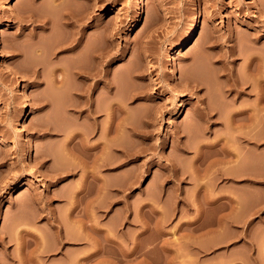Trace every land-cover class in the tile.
I'll list each match as a JSON object with an SVG mask.
<instances>
[{
  "label": "rangeland",
  "instance_id": "1",
  "mask_svg": "<svg viewBox=\"0 0 264 264\" xmlns=\"http://www.w3.org/2000/svg\"><path fill=\"white\" fill-rule=\"evenodd\" d=\"M250 1L0 0V264H264V0ZM63 2L90 19L76 52Z\"/></svg>",
  "mask_w": 264,
  "mask_h": 264
},
{
  "label": "bare ground",
  "instance_id": "2",
  "mask_svg": "<svg viewBox=\"0 0 264 264\" xmlns=\"http://www.w3.org/2000/svg\"><path fill=\"white\" fill-rule=\"evenodd\" d=\"M52 1H54L53 3H55V2L57 3V2H58V0H52ZM59 1L62 2V0H59ZM65 1H66V0H65ZM250 2H251V4H256L255 0H252V1H250ZM69 3H70V1H69ZM69 3H68V4H69ZM59 4H60V3H59ZM59 4H56V5H59ZM61 4H62V5H61ZM61 4H60V8H61L63 5L65 6L66 2H65V3L63 2V3H61ZM56 5H55V6H56ZM72 5H73V4H71V6H72ZM64 6H63V7H64ZM67 6H70V5H67ZM56 7H57V6H56ZM56 7H55V8H56ZM63 7H62L61 9H59V10L61 11V10L63 9ZM75 7H76V6H75ZM66 8L69 9L68 7H66ZM70 9H71V8H70ZM75 9H76V8H75ZM77 9H78V8H77ZM84 9H85V7H84ZM86 9H88V8H86ZM138 10H139L140 12H142V7H139ZM63 11H65V10H63ZM75 11H76V10H75ZM75 11H74V12L71 11V10H70V11L66 10L65 12H62V11H61L62 14L65 13V14H63V15H64V19H65V21H66V24H65V25H67V28H68V27H71L72 29L74 28L75 30H74V29H73V30L75 31V33H76V35H77L76 37H74V36H75V33H74V36H72V37H74V38H72L71 41H68V43L63 44V46H62L61 49H62L63 51H65V52H72V51H75L77 48H79V47H77V46L80 45V41L82 40L83 36L85 35V32L87 31V30H86V29H87V28H86V23L90 20V19H89V20H87V22H85V19L87 18V16H86V18L84 19L85 16L82 18V15H83V14H82L81 16L78 14L80 11H79V12H77V11L75 12ZM23 12H24V11H23ZM89 12H90V11H89ZM25 13H27V12H25ZM28 13L30 14V12H28ZM81 13H82V12H80V14H81ZM85 13H86V15H87L88 11L85 12ZM88 14H90V13H88ZM21 15H22V14H21ZM26 15H27V14H26ZM26 15H25V16H26ZM60 15H61V14H60ZM63 15H62V16H63ZM22 16H23V15H22ZM27 16H28V15H27ZM32 16H33V14H32ZM28 17H29V16H28ZM44 17H45V16H44ZM23 18L25 19V17H23ZM26 18H27V17H26ZM31 18H32V17H31ZM46 18H47V17H46ZM62 18H63V17H62ZM90 18H91V17H90ZM47 19H49V18H47ZM64 19H62V20H64ZM26 20H28V19H26ZM36 20H37V19H36ZM36 20H34V21H36ZM45 20H46V19H45ZM201 20H202V16H201L200 14H197V15L194 17V19H193V21H192V23H191V25H190V29L188 30V33H187V35H186V37H185V40H184V42H183L181 45L178 46V49H180V50H184V49L186 48V47H185L186 44H188V43H190V42H193V41L196 39V37L198 36V33H199V27H200ZM24 21H25V20H24ZM24 21H23V22H24ZM41 21H42V20H41ZM21 22H22V20H21ZM21 22H20V23H21ZM27 22H28V21H27ZM30 22H31V21H30ZM38 22H39V21H38ZM38 22H36V23H38ZM43 22H44V20H43ZM46 22H47V21H46ZM89 22H90V21H89ZM41 23H42V22H41ZM62 23H63V21H62ZM21 24H22V23H21ZM41 25H42V24H41ZM43 25H44V24H43ZM63 25H64V23H63ZM65 25H64V26H65ZM64 26H63V27H64ZM44 27H45V25H44ZM88 27H90V26H88ZM40 28H41V27H40ZM71 28H70V29H71ZM98 28H99V27H98ZM72 29H71V30H72ZM96 29H97V28H96ZM99 29H100V28H99ZM99 29H98V30H99ZM67 30H68V29H67ZM105 31H106V30H105ZM103 32H104V31H102V33H103ZM70 33L73 35L72 32H70ZM97 33H98V32H97ZM99 33H100V32H99ZM71 34H70V35H71ZM97 36H98V35H97ZM97 36H95V37L97 38ZM68 37H69V36H68ZM85 37H86V36H85ZM18 38H19V36H18ZM255 38H256V37H255ZM257 38H258V37H257ZM85 39H86V38H85ZM94 40H95V39H94ZM256 40H257V39H256ZM86 41H87V40H86ZM86 41H85V42H86ZM95 41H96V40H95ZM98 41H99V38H98ZM60 42H61V41H60ZM63 42H65V41H63ZM81 42H82V41H81ZM96 42H97V41H96ZM88 43H89V42H88ZM97 44H100V42H97ZM57 45H58V43H57ZM83 45H84V44H83ZM94 45H95V44H94ZM59 46H60V45H59ZM80 46H81V45H80ZM84 46H86V45H84ZM90 46H91V44H90ZM90 46H89V47H90ZM93 47H94V46H93ZM80 48H81V47H80ZM83 48H84V47H82V49H83ZM98 48H99V47L97 46V49H96V48H95V49L93 48V50H91V51H95L96 54H98V57H99V55H100V57H101L102 54H99V51H98V50H99L100 48H99V49H98ZM233 48H234V47H233ZM254 48H255V47H254ZM56 49H58V48H56ZM59 49H60V48H59ZM82 49H81V50H82ZM85 49H86V48H85ZM90 49H91V48H90ZM234 49H235V48H234ZM13 50L15 51V48H14ZM13 50L11 51V53H12V52L15 53ZM88 50H89V49H88ZM88 50H87V51H88ZM100 50H101V49H100ZM232 50H233V49H232ZM254 50H255V49H254ZM59 51H61V50H59ZM82 51H83V50H82ZM89 51H90V50H89ZM234 51H235V50H234ZM252 51H253V49H252ZM56 52H57V51H56ZM75 52H76V51H75ZM95 52H93V53H95ZM102 52H103V50L101 51V53H102ZM13 53H12V54H13ZM61 53H62V52H61ZM90 53H91V52H90ZM253 53H254V52H252V55L255 54V53H254V54H253ZM96 54H95V55H96ZM93 55H94V54H93ZM103 55H104V54H103ZM103 55H102V57H103ZM12 56H13V55H12ZM78 57H79V56H78ZM98 57H97V58H98ZM102 57H101V58H102ZM251 57H252V56H251ZM258 57H260V56H258ZM258 57H256V58H258ZM11 58H12V57H11ZM13 58H14V57H13ZM248 58H249V57H248ZM72 59H73V58H72ZM94 59H95V58H94ZM249 59H250V58H249ZM249 59L247 60L248 63H249ZM263 59H264V58H263ZM75 60H76V58H75ZM78 60H79V59H78ZM78 60H77V61H78ZM253 60H254V59H253ZM256 60H257V59H256ZM82 61H83V59H82ZM97 61H98V60H97ZM97 61H96V62H97ZM250 61H251V60H250ZM80 62H81V61H80ZM80 62H79V63H80ZM98 62H99V61H98ZM77 63H78V62H77ZM250 63H252V62H250ZM255 63H256V62H255ZM263 63H264V62L258 64V65L260 66V68H263V67H264V64H263ZM75 64H76V63H75ZM84 64H85V62H84ZM94 64H95V61H94ZM253 64H254V63H253ZM81 65H82V64H80V65L78 64L79 68H78V66H76V69L78 68L79 70H81V71H78V73H79V74H82L83 76H82V75H81V76L84 77L83 79H86V80H87V78L89 77V75H87L88 77H85V75H84L85 71H82V69L85 70L86 68L84 69V67H81ZM53 66H54V65H53ZM60 66H61V64H60ZM82 66H84V65H82ZM85 66H86V65H85ZM87 66H88V65H87ZM94 66H95V65H94ZM97 66H98V65H97ZM97 66H96V67H97ZM246 66H247V64H246ZM248 66H249V64H248ZM259 66H257V67H259ZM96 67H95V69H96ZM54 68H55V66H54ZM57 68H58V67H57ZM72 68H74V67H72ZM97 68H98V67H97ZM34 69H35V68H34ZM74 69H75V68H74ZM92 69H93V68H92ZM52 70H54V69L52 68ZM56 70H57V69H56ZM75 71H76V70H75ZM86 71H87V70H86ZM90 71H91V70H89V72H90ZM35 72H36V71H35ZM54 72H55V71H54ZM63 72H64V71H63ZM65 72H66V71H65ZM91 72H92V71H91ZM93 72H94V71H93ZM37 73H38V72H37ZM70 73H71V72H70ZM172 73L175 74L176 71L173 69V70H172ZM55 74H56V73H55ZM64 74L67 76V75H68V72H67V73H64ZM64 74L62 75V73H61V75H62L63 77H64ZM86 74H88V73H86ZM90 74H91V73H90ZM96 74H97V73H96ZM58 75H59V74H58ZM61 75H59V76H60L59 79L62 78ZM75 75H76V74H75ZM37 76L39 77V75H37ZM37 76H36V77H37ZM55 76H56V75H55ZM59 76H57V78H58ZM72 76L74 77V74H70V75L68 76V79H69V77L71 78ZM76 76H77V75H76ZM78 76H79V75H78ZM52 77H53V76H52ZM82 77H81V78H82ZM90 77H93V74H92V76H90ZM95 77H97V76H95ZM55 78H56V77H55ZM77 78H78V77H76L75 79L78 80ZM53 79H54V78H53ZM53 79H51V81H52ZM62 79H63V78H62ZM64 79H65V78H64ZM91 79H92V78H91ZM95 79H96V78H95ZM95 79H94V80H95ZM36 80H37V79H36ZM69 80H70V79H69ZM73 80H74V78H73L72 80H70V81H73ZM88 80H89V79H88ZM55 81H56V79L54 80V82H55ZM59 81H61V80H59ZM64 81H65V80H63L62 82L64 83ZM66 81H68V80H67V77H66ZM66 81H65V82H66ZM84 81H85V80H84ZM92 81H93V79H92ZM74 82H75V81H74ZM74 82H71V84L73 85ZM78 82H79V81H78ZM56 83H57V82H56ZM63 83H62V84H63ZM66 83H68V82H66ZM66 83H64V84H66ZM69 83H70V82H69ZM82 83H84V82L82 81ZM51 84H52V83H51ZM57 84H58V83H57ZM62 84H61V86H65L64 84H63V85H62ZM74 85H75V84H74ZM74 85H73V86H74ZM78 85H79V84H78ZM78 85H77V86H78ZM91 85H92V84H91ZM91 85H90V86H91ZM53 86H54V89L57 90V87L55 88V84H53ZM61 86H60V88H61ZM84 86H85V85H84ZM84 86L81 85V87H84ZM87 86H88V85H87ZM90 86H89V87H90ZM67 87H68V89L70 90V88H69V87H70V84H68ZM62 88H63V87H62ZM65 88H66V86H65ZM76 88L78 89L79 86H78V87L75 86V89H76ZM84 88H85V87H84ZM91 88H92V87H91ZM66 89H67V88H66ZM72 89H73V88H72ZM72 89H71V90H72ZM75 89H74V90H75ZM81 89H82V88H81ZM86 89H87L89 92H90V90H91L90 88H86ZM89 89H90V90H89ZM92 89H93V88H92ZM64 90H65V89H61V91H64ZM71 90H70V92H71ZM93 90H94V89H93ZM57 91H58V90H57ZM59 91H60V89H59ZM66 92H67V90H66ZM72 92H73V91H72ZM76 92H77V90H76ZM82 92H84V91H81V93H82ZM67 93L70 95L69 92H67ZM78 93H79V92H78ZM85 93H87V92H85ZM72 95H73V94H72ZM76 95H77V94H76ZM81 95H82V94H81ZM81 95H80V96H81ZM83 95H84V94H83ZM85 95H87V94H85ZM85 95H84V97L86 98L88 95H87V96H85ZM70 96H71V95H70ZM72 97H73V96H72ZM70 98H71V97H70ZM73 98H74V97H73ZM75 98H77V97H75ZM75 98H74V100H75ZM80 98H81V97H80ZM88 98H90V95L88 96ZM259 98H261V95H260ZM78 99H79V97L77 98V100H78ZM71 100H72V99H71ZM71 100H70V101H71ZM74 100H73V101H74ZM79 100H80V99H79ZM86 100H87V99H86ZM89 100H91V99H89ZM87 101H88V100H87ZM258 101H260V99H259ZM74 102H76V101H74ZM74 102H72V103H74ZM90 102H91V101H90ZM70 103H71V102H70ZM70 103H69V104H70ZM78 104H79V103H78ZM81 104H82V103H81ZM89 104H90V103H89ZM89 104H87V105H89ZM87 105H86V102H84V104L79 105V106H77V104H73V105H72L71 108H72V110L74 109L73 113H74V112L76 113L75 115L79 117V120H80V117H81V118L83 117V114H84V113H85V114L88 113V112L86 113V110H87L88 108L90 109V106H87ZM92 105H93V104H92ZM68 106H69V105H68ZM70 106H71V105H70ZM85 107H86V108L88 107V108L86 109ZM67 108L70 110L69 107H67ZM69 110H68V111H69ZM96 110H97V109H96ZM68 111H67V112H68ZM87 111H88V110H87ZM112 111H113V110H112ZM208 111H209V110H208ZM90 112H91V111H90ZM90 112H89V113H90ZM209 112H211V111H209ZM70 113H71V112H70ZM73 113H72V114H73ZM89 113H88V115H84V116H85L86 118H88V119H91L90 117H93V113H95V111H93V113H92V112H91L90 114H89ZM96 113H98V112H96ZM202 113H204V112L202 111ZM202 113H201V114H202ZM211 113H212V112H211ZM25 115H26V114H25ZM27 115H28V114H27ZM70 115H71V114H70ZM95 115H96V114H95ZM96 116H97V115H96ZM209 116H210V114H209ZM74 117H75V116H74ZM78 117H77V119H78ZM85 117H84V118H85ZM205 117H206V116H205ZM205 117H203V118H205ZM72 118H73V117H72ZM84 118H83V119H84ZM94 118H95V117H94ZM83 119H82V120H83ZM201 119H202V118H201ZM258 119H259V118H258ZM74 120H75V119H74ZM79 120H78V121H79ZM96 120L98 121V119H96ZM203 120H204V119H202V121H203ZM207 120H208V119H207ZM76 121H77V120H76ZM83 121H85V120H83ZM87 121H89V120H87ZM208 121H209V120H208ZM208 121H207V123L210 122V121H209V122H208ZM205 122H206V121H205ZM256 122H257V121H256ZM259 123H260V122H259ZM95 124H96V123H95ZM97 124H98V123H97ZM255 124H256V123H255ZM257 124H258V123H257ZM257 124H256V125H257ZM41 125H42V123H41ZM41 125H40V126H41ZM93 125H94V124H93ZM259 125H260V124H259ZM40 126H39V128H40ZM253 126H255L254 123H253ZM257 126H258V125H257ZM257 126H256V128H257ZM41 127H42V126H41ZM46 127H47V126H46ZM48 127L50 128V126H48ZM48 127H47V129H48ZM258 127H259V126H258ZM42 128H44V127H42ZM82 128H84V127H82ZM207 128H208V127H207ZM50 129H51V128H50ZM52 129H53V128H52ZM75 129H77V128H75ZM78 129H79V128H78ZM80 129H81V128H80ZM80 129L78 130V132H80ZM43 130H44V129H43ZM43 130H40V131H42V133H44ZM82 130H83V129H82ZM82 130H81V133H82V138H83V137L85 136L86 133L83 134ZM37 131L40 132L38 129H37ZM45 131H47V130H45ZM53 131H55V130H53ZM74 131H75V130H74ZM47 132H49V131H47ZM70 132H71V131H70ZM84 132H85V130H84ZM40 133H41V132H40ZM72 133H73V131H72ZM75 133H76V132H75ZM75 133L71 134L70 136L73 137V135H74ZM81 133H79L78 137L80 136ZM44 134H45V133H44ZM47 134H48V133H47ZM77 134H78V133H77ZM77 134L74 135V136L76 137ZM87 134H89V133H87ZM50 135H51V133H50ZM50 135H49V136H50ZM67 135H68V134H67ZM89 135H90V134H89ZM42 137H44V136H42ZM68 137H69V136H67V138H68ZM71 137H69L68 140H69ZM86 137H87V135H86ZM86 137H85V138H86ZM45 138H46V137H45ZM73 138H74V137H73ZM73 138H72V139H73ZM80 138H81V136H80ZM85 138H83V139H81V140H83V142H85V141H86V140L84 141ZM88 138H89V137H88ZM88 138H87V140H89ZM65 139H66V138H65ZM78 139H79V138H78ZM74 141H75V140H74ZM79 141H80V139H79ZM114 141H116V140H112L111 142H114ZM64 142H65V140H64ZM83 142H81V145H82ZM86 142H88V141H86ZM68 143H69V142H68ZM78 143H80V142H78ZM89 143H90V142H89ZM114 143H115V142H114ZM65 144H66V143H65ZM65 144H63V145H65ZM83 144H85V143H83ZM87 144H88V143H87ZM115 144H116V143H115ZM115 144H113V143L111 144V143H110V145H112V146L115 145ZM67 145H68V144H67ZM88 145H89V144H88ZM88 145H87V146H88ZM68 146H69V145H68ZM84 146H86V145H84ZM89 146H90V145H89ZM112 146H110V147H112ZM62 147H63V146H62ZM81 147L84 148L83 146H81ZM97 147H98V146H97ZM65 148H66V149H64L63 151H65V150H66V151L69 150V149H67V147H65ZM86 148H87V147H86ZM89 148H90V147H89ZM114 148H115V147H114ZM114 148H113V150H114ZM90 149H92V148H90ZM90 149H89V150H90ZM97 149H98V148H97ZM111 149H112V148H110V150H111ZM84 150H85V149H84ZM87 150H88V148H87ZM85 152H87V151H85ZM42 154H43V153H42ZM46 154L48 155V153H46ZM44 155H45V152H44ZM44 155H43V156H44ZM66 155H67V154H66ZM82 156H83V155H82ZM46 157H47V156L45 155L44 158L46 159ZM98 157H99V156H98ZM102 157H103V156H102ZM80 158H83V157L80 156ZM78 159H79V158H78ZM83 159H84V158H83ZM40 160H41V159H40ZM79 160H80V159H79ZM81 160H82V159H81ZM100 160H103V161H104V159H100ZM43 161H44V160H42V162H43ZM85 161H86V160H85ZM85 161H83V162H85ZM103 161H101V163H102ZM81 162H82V161H81ZM105 162H106V161H105ZM97 163H98V162H97ZM97 163H96V165H99V167H100L101 163H98V164H97ZM106 163H107V162H106ZM106 163H105V165H106ZM111 163H112V162H109V164H111ZM198 163H199V162H198ZM83 164H84V163H83ZM93 164H94V163H93ZM112 164H115V162H113ZM80 165H81V164H80ZM103 165H104V164H102L101 166H103ZM105 165H104V168L108 165V163H107L106 166H105ZM83 166H84V165H83ZM83 166H82V167H83ZM87 166H88V165H87ZM94 166H95V165H94ZM94 166H93V167H94ZM85 167H86V166H85ZM108 167H109V166H108ZM49 169H50V168H49ZM49 169H48V170H49ZM51 169H53V168H51ZM58 169H59V168H58ZM54 170H56V168H55ZM62 170H66V171L68 172L69 169H66V168L64 169V168H63ZM94 170H96L95 172H97V170H98V172H99V168H96V169L94 168ZM50 171H52V170H50ZM60 171H61V170H60ZM66 171H65V172H66ZM53 172H54V171H53ZM53 172H51V173H53ZM57 172H59V171L57 170ZM65 172H64V173H65ZM70 172H71V170H70ZM83 172H84V171H83ZM86 172H87V171H86ZM92 172H93V170H92ZM92 172H91V173H92ZM98 172H97V175L100 177V174H98ZM59 173H60V176L63 174L62 171L59 172ZM61 173H62V174H61ZM53 174H54V173H53ZM86 174H87V173H86ZM92 174H93V173H92ZM95 174H96V173H94V175H95ZM58 175H59V174H58ZM63 175H65V174H63ZM95 176H96V175H95ZM53 178H54V176H53ZM96 178H97V177H96ZM55 179H56V178H55ZM92 179H93V178H92ZM94 179H95V178H94ZM97 179H98V178H97ZM99 179H100V178H99ZM99 179H98V180H99ZM98 180H97V181H98ZM93 181H94V180H93ZM97 181H96V182H97ZM99 181H100V180H99ZM102 181H104V180H102ZM102 181H100V182H102ZM104 186H106L105 183H104ZM79 187H81V186H79ZM97 187H98V186H97ZM101 188H102V187H101ZM102 189H103V188H102ZM80 191H81V190H80ZM82 192H83V191H82ZM99 192H100V191H99ZM101 193H102V192H101Z\"/></svg>",
  "mask_w": 264,
  "mask_h": 264
}]
</instances>
